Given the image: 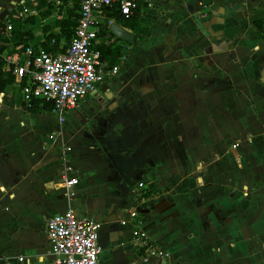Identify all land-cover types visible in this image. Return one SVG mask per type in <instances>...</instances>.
Returning <instances> with one entry per match:
<instances>
[{"label": "crops", "instance_id": "obj_1", "mask_svg": "<svg viewBox=\"0 0 264 264\" xmlns=\"http://www.w3.org/2000/svg\"><path fill=\"white\" fill-rule=\"evenodd\" d=\"M137 1L148 34L116 22L136 36L117 41L119 74L63 121L43 124L54 114L31 113L18 83L0 93V264H40L46 220L67 210L102 222L100 264H145L132 211L167 254L147 264H264V0ZM37 5L21 22L40 48L68 10L52 24Z\"/></svg>", "mask_w": 264, "mask_h": 264}, {"label": "built area", "instance_id": "obj_2", "mask_svg": "<svg viewBox=\"0 0 264 264\" xmlns=\"http://www.w3.org/2000/svg\"><path fill=\"white\" fill-rule=\"evenodd\" d=\"M38 1L17 0L12 3L4 17L8 33L13 30L12 19L24 21L39 15ZM78 1L79 9L76 13L79 18L69 43L64 38H53L49 43V51L43 47L35 49L33 46L20 45L14 48V52L3 55L5 70L11 71L15 77L24 103L28 107L35 102L41 106L50 104L51 112L60 121L84 99L97 92L101 84L117 76L121 63L127 58L128 46L118 45L124 52L116 65L104 59L98 50L101 45L111 44L108 34L103 33L118 22L116 18L108 17L110 9L118 7L126 20L139 10L137 0ZM71 2L69 0L65 4L62 0H55L53 4L61 6L64 13ZM44 41L45 35H42V43ZM233 147L237 148L238 145ZM70 172L71 170L66 171L62 178L68 191L80 183L79 178ZM139 187L143 188L144 184L140 183ZM121 224H133V246L143 251V262H149L151 258L162 262L166 259L165 251L153 246L147 232L140 227L137 211L130 212L127 219L121 220ZM101 228L100 220L79 215L73 210L49 217L45 224L49 250L45 255L39 256L37 261L40 264H100L103 252L100 243Z\"/></svg>", "mask_w": 264, "mask_h": 264}, {"label": "trees", "instance_id": "obj_3", "mask_svg": "<svg viewBox=\"0 0 264 264\" xmlns=\"http://www.w3.org/2000/svg\"><path fill=\"white\" fill-rule=\"evenodd\" d=\"M52 1L53 0H39V6L44 7L46 5H49V9H50ZM72 1L75 3V7L73 9L68 10L67 12L68 18L64 20H58L55 23V27L61 29V35H57L53 33L51 28L49 27L44 28L45 41L41 43L44 50L47 51L50 50L49 43L53 38H56L57 40H59L60 38H65L67 43L70 42L74 29L77 26V20L79 18V15L76 13L77 10L79 9V1L78 0H72ZM49 15H50L49 12H46L45 14H43V17L47 18ZM108 17L116 18L117 21L121 23L123 27L131 29L133 32H135L138 35V37L145 36L149 32V28L148 26H146V23L142 20L139 10L135 11L133 15L128 20H126L121 16L120 12L118 11V7H113L110 9L108 13ZM31 22L34 21L32 20ZM22 25L23 22L14 21L12 27L13 30L8 34L6 25L0 24V93L4 92L9 86L15 83V77L12 75L11 71L4 69L5 65L3 61V55L9 49V45L11 43H15L16 46H20V45H24V47L33 46L35 49L38 48V46H40L39 43L33 44L35 39L32 32L31 31L24 32L22 30ZM103 34H110L114 42H112L107 46L101 45L98 47V50L101 51L104 59L109 60V62L112 65H116L120 62V58L122 57V47L116 46L118 40L114 37V35L111 33L110 30H107ZM29 110L31 113L39 114L42 112H51L52 107L50 104H44L43 106H41V104L35 102L33 103L32 106L29 107ZM153 192H154L153 187L148 188V190L142 194V198L150 197L153 194Z\"/></svg>", "mask_w": 264, "mask_h": 264}, {"label": "rangeland", "instance_id": "obj_4", "mask_svg": "<svg viewBox=\"0 0 264 264\" xmlns=\"http://www.w3.org/2000/svg\"><path fill=\"white\" fill-rule=\"evenodd\" d=\"M62 1L66 4L69 0H62ZM74 7H75V3L72 1L71 2V5L69 7H67V10L73 9ZM45 12H47V11H45ZM45 12H43L42 14H44ZM48 12L50 13V15L51 14H54V18L51 19L52 20V24H53V22H55L58 19V16H61V13L63 12V8L61 6H57V5L51 3V7H50V10ZM12 21L14 22V21H17V20L16 19H12ZM45 117H46L45 118L46 120L41 121L43 124L44 123L45 124H47V123H49V124L53 123V117H54V115L47 114ZM145 264H147V263H145Z\"/></svg>", "mask_w": 264, "mask_h": 264}, {"label": "water", "instance_id": "obj_5", "mask_svg": "<svg viewBox=\"0 0 264 264\" xmlns=\"http://www.w3.org/2000/svg\"><path fill=\"white\" fill-rule=\"evenodd\" d=\"M110 31L119 41H123L128 44H133L135 42L136 36L116 23L110 26Z\"/></svg>", "mask_w": 264, "mask_h": 264}]
</instances>
